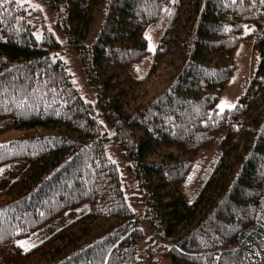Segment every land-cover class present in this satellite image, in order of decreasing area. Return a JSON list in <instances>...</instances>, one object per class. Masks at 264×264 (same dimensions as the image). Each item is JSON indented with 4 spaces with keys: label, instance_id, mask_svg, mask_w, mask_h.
I'll return each instance as SVG.
<instances>
[{
    "label": "trees",
    "instance_id": "16d2710c",
    "mask_svg": "<svg viewBox=\"0 0 264 264\" xmlns=\"http://www.w3.org/2000/svg\"><path fill=\"white\" fill-rule=\"evenodd\" d=\"M43 1L78 53L113 133L55 55L59 43L40 11L0 4V121L22 131L0 145V168L18 164L0 188V249L8 248V264H141L144 234L107 155L111 141L128 160L143 220L162 242L171 239L160 245L171 264H264V3ZM151 29L159 34L153 51ZM249 38L253 76L237 103L219 112L233 54ZM144 62L145 73L134 76ZM162 76L163 89L143 101L147 82ZM211 149L214 158L188 201L189 174ZM83 205L86 212L27 250L16 245Z\"/></svg>",
    "mask_w": 264,
    "mask_h": 264
},
{
    "label": "rangeland",
    "instance_id": "374dc122",
    "mask_svg": "<svg viewBox=\"0 0 264 264\" xmlns=\"http://www.w3.org/2000/svg\"><path fill=\"white\" fill-rule=\"evenodd\" d=\"M13 1L17 5H24L26 7L38 9L40 11L46 29L53 34L54 38L59 43V49L55 51V55L64 61L67 70L71 75V80L74 86L78 89L83 100L89 102L95 109V111L99 114V119L101 120V123L104 126V130L109 136H111L113 133V129L109 126L103 114L99 110L95 90L88 83L86 75L83 72L78 53L67 44L65 34L57 27L56 12L52 8H50L43 0ZM99 24L100 19L97 18L91 31L93 33L92 35H90L91 37L95 35L94 33H96V31L98 30ZM245 31L247 32V29H245ZM42 34L43 30L41 27H38L34 31V36L37 39H40L42 37ZM158 35L159 34L157 30L151 29L148 31L147 38L149 41L148 48L150 51H153L154 47L156 46ZM233 61V73L225 89L222 91L219 98L217 99L216 108L219 112L225 109L232 108L237 103L239 96L245 92L250 83V80L253 76V71L257 64V54L254 52L252 39L249 38L247 41L239 43L237 49L233 54ZM147 63L148 62H144L135 69H133V75L142 76L147 69ZM164 80L165 78L164 76H162L154 77L149 82H147V85L143 89V91H145L146 93L143 101L150 100L155 96L156 93L161 91L165 86ZM222 107L223 110H221ZM21 134L22 131L15 130L12 127L11 121L9 119L0 121V145L14 140ZM107 155L110 160L116 164L118 168L125 199L128 205L132 208L135 218L139 220L140 227L143 230V240L139 242L137 247L138 259L140 260L141 264H171V262L168 259H165L161 254V244H169L171 242V239H166L162 242L161 237L155 234V232L151 229L149 223L143 220L144 207L140 203V200L138 198L137 184L135 178L132 172H130L127 167V158L123 156L118 145L116 143H113L112 141L109 144ZM214 155V150L211 149L209 151L201 153L196 159L197 167L194 171L189 174L187 184L183 188L185 198L188 201L197 191L202 174H204V171L208 169V164L214 158ZM19 162L22 163V161ZM14 167H18V164L12 163L0 168V188H3L4 184H6L16 174L17 170ZM86 209V205H83L76 209L71 216L67 214L59 216L47 225L39 228L38 230L30 234L29 236L17 240L16 245L21 250H26L32 247L33 245L53 233L55 230L66 224L71 219L86 212ZM151 235L153 236L152 242L150 244L152 245L150 248L152 252L149 254L145 249V240ZM8 262V248H1L0 264H8Z\"/></svg>",
    "mask_w": 264,
    "mask_h": 264
},
{
    "label": "snow or ice",
    "instance_id": "6c2138e0",
    "mask_svg": "<svg viewBox=\"0 0 264 264\" xmlns=\"http://www.w3.org/2000/svg\"><path fill=\"white\" fill-rule=\"evenodd\" d=\"M5 0H0V4L4 3ZM262 3H264V0H261ZM221 110H223V107L221 108ZM27 250V249H26Z\"/></svg>",
    "mask_w": 264,
    "mask_h": 264
}]
</instances>
